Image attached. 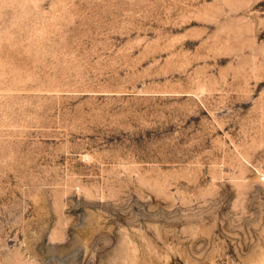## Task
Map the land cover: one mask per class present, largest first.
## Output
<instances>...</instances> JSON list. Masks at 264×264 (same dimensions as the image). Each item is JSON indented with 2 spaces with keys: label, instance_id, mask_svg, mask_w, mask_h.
Here are the masks:
<instances>
[{
  "label": "rangeland",
  "instance_id": "374dc122",
  "mask_svg": "<svg viewBox=\"0 0 264 264\" xmlns=\"http://www.w3.org/2000/svg\"><path fill=\"white\" fill-rule=\"evenodd\" d=\"M0 264H264V0H0Z\"/></svg>",
  "mask_w": 264,
  "mask_h": 264
}]
</instances>
